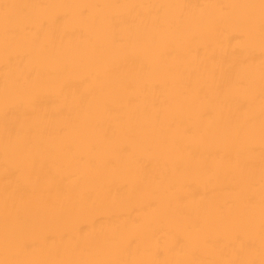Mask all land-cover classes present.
<instances>
[{"label":"bare ground","instance_id":"bare-ground-1","mask_svg":"<svg viewBox=\"0 0 264 264\" xmlns=\"http://www.w3.org/2000/svg\"><path fill=\"white\" fill-rule=\"evenodd\" d=\"M0 264H264V0H0Z\"/></svg>","mask_w":264,"mask_h":264}]
</instances>
